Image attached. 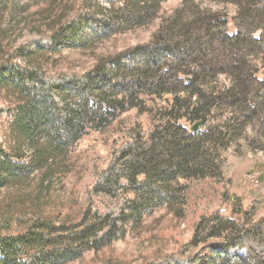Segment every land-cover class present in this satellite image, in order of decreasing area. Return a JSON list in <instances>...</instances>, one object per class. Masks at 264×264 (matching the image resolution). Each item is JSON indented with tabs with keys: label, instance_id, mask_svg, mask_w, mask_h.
Listing matches in <instances>:
<instances>
[{
	"label": "trees",
	"instance_id": "trees-1",
	"mask_svg": "<svg viewBox=\"0 0 264 264\" xmlns=\"http://www.w3.org/2000/svg\"><path fill=\"white\" fill-rule=\"evenodd\" d=\"M166 1L0 0V92L13 104L7 145L0 143V189L36 180L46 191L68 172V149L87 128H104L131 107L154 118L147 130L126 129L127 140L95 175L92 193L110 202L104 211L87 208L62 220L41 215L0 234V264H71L110 246L128 221L137 224L154 209L182 216L181 180L223 178L231 147L264 151V0H219L217 8L180 0L163 8ZM156 20L148 42L100 54L85 71L44 68L61 47L92 48ZM40 23L49 27L47 38L16 44L21 24L38 33ZM143 96L170 99L153 111ZM222 202L241 219L224 209L203 214L180 254L145 264H264V216L257 217L264 204L252 200L245 208L226 193Z\"/></svg>",
	"mask_w": 264,
	"mask_h": 264
},
{
	"label": "rangeland",
	"instance_id": "rangeland-1",
	"mask_svg": "<svg viewBox=\"0 0 264 264\" xmlns=\"http://www.w3.org/2000/svg\"><path fill=\"white\" fill-rule=\"evenodd\" d=\"M179 2L180 0H167L162 7L168 8ZM204 3L214 8L222 6L219 0H204ZM41 7L42 5L33 6L31 11ZM225 7L228 31L233 33L230 16L234 7L229 4ZM157 24L158 20L146 27L113 34L95 42L92 48L77 50L61 47L58 52L47 55L44 68L49 73L85 71L100 54L115 53L148 42ZM39 25L37 33L30 32L27 26L20 28L21 24L15 32L16 44L37 40L39 37L47 38L49 27L43 23ZM142 98L144 107L153 111L164 107L170 99L168 96ZM12 107V100L0 92V108L4 111L0 114V143L3 146L7 145L11 121L8 112ZM153 123L154 118L149 112H141L136 107L128 108L117 114L106 127L87 128L83 132L68 149V172L57 176L46 191L40 189L36 180L22 187L0 189V234L18 231L41 215L62 220L78 218L87 208L104 211L110 202L107 198L92 193L95 175L106 168L112 149L127 140L126 129L139 127L147 130ZM179 123L190 130L189 122L182 119ZM181 183L187 188L182 216L176 217L163 207L154 209L151 213L143 214L137 224L128 221L124 225L123 236L115 239L110 246L96 253L85 252L81 259L71 264H115L117 261L122 264H145L151 257L180 254L191 236L194 222L203 214L224 209L228 216L241 219V216L233 213L230 203L222 202L223 193L239 197L245 208L252 200L264 204V151L248 152L244 147L233 146L229 149L223 178L205 176L182 179ZM127 197L132 198L133 194L128 192ZM5 209L9 210L7 214ZM262 216L264 208L257 214V217Z\"/></svg>",
	"mask_w": 264,
	"mask_h": 264
},
{
	"label": "water",
	"instance_id": "water-1",
	"mask_svg": "<svg viewBox=\"0 0 264 264\" xmlns=\"http://www.w3.org/2000/svg\"><path fill=\"white\" fill-rule=\"evenodd\" d=\"M198 126H199V123L194 124V125L192 126L191 130H196V129L198 128Z\"/></svg>",
	"mask_w": 264,
	"mask_h": 264
}]
</instances>
